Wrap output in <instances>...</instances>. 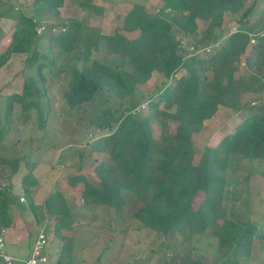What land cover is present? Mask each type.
<instances>
[{"label": "trees", "instance_id": "obj_1", "mask_svg": "<svg viewBox=\"0 0 264 264\" xmlns=\"http://www.w3.org/2000/svg\"><path fill=\"white\" fill-rule=\"evenodd\" d=\"M9 2H0V20L8 18L15 22L9 44L0 52V68L13 54H26L25 77L21 92H0V143L17 116L27 120L35 111L37 125L46 128L50 114L43 104L47 84L54 76H64V97L70 108L97 102L94 113L84 120L99 135L93 138L85 158L80 157L78 168L83 167L84 160H90L91 151L109 156V163L100 162L95 167L97 184L84 176L71 178L84 183V204L110 205L120 210L123 195L131 192L141 202L132 215L143 226L163 233L184 226L189 228L190 236L205 240L213 236V264H238V257L249 255L260 222L235 218L224 200L232 185V165L239 156L264 160V103L252 111L254 107L244 101L247 95L264 91V0L261 13L250 24L256 0L248 6L243 0H163L154 12L144 3L135 2L124 17L122 30L111 34L102 33L87 19L61 17L60 8L65 0H33L31 15L15 12ZM79 5L91 15L102 11L92 0H82ZM226 12L240 13L239 25L223 36ZM50 17L55 22L48 25ZM197 19L207 22L203 39L214 49L209 56L182 53V42L172 31L177 28L186 38L202 42ZM39 27L44 28L40 33ZM133 32L138 35H128ZM6 35L0 25V41ZM43 39L46 48L41 51ZM101 51L102 60L93 56ZM62 55L64 60L71 57L73 62H65L57 69L56 60ZM242 55L247 71L237 76V62ZM46 66L48 74L43 72ZM182 69L185 73L177 77ZM255 69L261 73L257 74ZM154 71L167 81L162 82L157 94L148 97L147 107L153 113L140 112L136 86L146 83ZM162 103L166 107L162 108ZM16 105L20 106L19 115H15ZM169 105H174L176 111H171ZM219 106L237 113L250 109L251 113L217 145L206 146L195 164L192 137ZM169 120L177 122L174 134L168 133ZM154 124L161 126L159 135L154 132ZM19 161H11L7 183L1 184L7 178L0 173V231L13 223L10 205H22L21 198L26 197V206L36 221L55 217L50 232L63 241V246L54 264H74V239L67 232H71L73 221L65 197L51 191L38 207L31 190L37 183L33 164L28 165L23 184L15 189L12 174ZM198 192L202 197L195 203ZM219 220L218 233L204 231L218 225ZM45 233L48 235V231ZM202 258L193 256L189 264H207Z\"/></svg>", "mask_w": 264, "mask_h": 264}, {"label": "rangeland", "instance_id": "obj_2", "mask_svg": "<svg viewBox=\"0 0 264 264\" xmlns=\"http://www.w3.org/2000/svg\"><path fill=\"white\" fill-rule=\"evenodd\" d=\"M2 1L6 3L8 0H0V2ZM9 1L15 12L22 11L26 14H32L33 0ZM80 1L82 0H65L64 5L60 8L61 17L87 19L92 25L99 27L104 34L122 30L124 17L132 9L135 2L144 3L147 9L152 12L163 4V0H92L93 3L102 7V11L100 14L91 15L88 10L80 7ZM243 1L248 6L253 0ZM256 2L249 24L259 16L263 7L262 0H256ZM240 13L226 12L224 14L223 36H227L228 33L236 30L239 25ZM0 22L7 34L0 41V52H2L9 44L15 22L8 18L1 19ZM54 22L50 17L46 23L50 25ZM197 23L198 37L202 40L207 22L203 19H197ZM43 30V27H39L38 32ZM58 31H60L59 27H57ZM172 31L174 36L182 42V53L185 55L192 56L194 53L197 55L198 52V55L205 57L212 54L214 49L206 45L205 39L195 43L194 38H186L183 32L177 28L173 27ZM128 35L136 37L138 32L128 33ZM254 41L252 40V42ZM221 42L222 40L219 41L220 44ZM45 46L46 41L43 39L40 42L41 51L46 48ZM250 48L247 53L250 52ZM103 55L101 51L95 52L93 56L102 60ZM25 58L26 54H13L0 68V92L2 94L21 92L25 77ZM70 60H64V56H60L56 60V68L59 69L58 66L64 65L65 62L72 63L73 60ZM237 65L239 69L235 74L241 76L247 71L245 55H242ZM255 71L257 74L261 73L259 69H255ZM43 72L48 74V66L44 68ZM184 73V69L180 70L177 77ZM210 73H208L209 76ZM54 78L48 82L47 95L43 100L44 108L50 109L46 128L43 130L37 125L35 111L26 117L27 120L17 116L15 123L11 124V131L6 133L4 142L0 143V155L3 156L0 157V173L7 178L2 180L1 184L8 182L11 161L19 159V167L12 174L15 189L23 184L22 180L28 172V165L33 164L32 172L36 176L37 183L31 190L35 204H38L39 207L51 191H58L63 194L68 207L71 209L73 221L71 232H67L74 239V264H189V259L193 256L198 257V255L202 256L207 264H213L216 258L214 248L216 241L213 236L207 235L206 240L190 236L189 228L184 226H179L173 232L168 233L153 231L143 226L132 215V212L141 205L134 193L129 192L123 195L120 210L110 205L96 207L84 204L85 185L81 180L71 178L84 176L97 184L98 177L95 167L100 162L109 163L108 154L91 151L90 160H84L83 167L78 168L80 157L85 158L87 151L91 148V142L99 135L96 136L97 133L93 132V129L87 126L84 120L94 113L97 102L70 108L64 97V91L67 88L64 76H54ZM163 81L166 82L167 79L161 73L154 71L146 83L137 84L135 96L138 98L140 112L153 113V110L147 107L148 97L159 92ZM244 101L250 102V106L254 107L252 111H256L264 103V91L261 94L247 95ZM161 107H166L165 103H162ZM170 109L176 111L174 105L170 106ZM19 113L20 106L16 105L15 115H19ZM250 113V109L237 113L231 108L219 106V110L214 116L205 120L202 130L194 133L192 137L193 149L195 150L193 162L198 164L206 146L217 145ZM168 125V133L174 134L177 122L169 120ZM153 126L155 134L159 135L162 132L161 126L159 124ZM83 149L86 152H82ZM25 154H27V158L23 159ZM235 163L232 165L229 174L232 185L226 193L224 205L235 218H248L251 221L260 222L252 238L250 254L238 257V264H264V175L261 173L264 172V160L252 161L239 156V160H236ZM251 172L252 174H250ZM201 197L202 193L198 192L195 196V203ZM21 200L24 203L19 206L12 203L9 212H11L13 223L14 221H17L18 224L22 222L23 227L21 230H17V226H15L12 232L8 230L6 236L22 230H26L27 236L20 250L17 247L13 249L9 247L11 249L9 251L17 256L27 257L30 252L27 243L34 241L40 230L44 229L45 232L48 231L46 250L51 256L46 264H54L56 257L61 254L63 246V241L55 239L53 233L50 232L52 225L56 222L55 217L49 216L38 222L30 208L26 206V197L21 198ZM219 224H221V220L218 221V225L209 226L204 231L210 232L212 235L218 233ZM166 261L167 263H165Z\"/></svg>", "mask_w": 264, "mask_h": 264}, {"label": "built area", "instance_id": "obj_3", "mask_svg": "<svg viewBox=\"0 0 264 264\" xmlns=\"http://www.w3.org/2000/svg\"><path fill=\"white\" fill-rule=\"evenodd\" d=\"M7 229L0 231V264H45L49 260V254L46 250L48 237L44 229H41L34 240L29 255L24 259H17L7 251Z\"/></svg>", "mask_w": 264, "mask_h": 264}, {"label": "crops", "instance_id": "obj_4", "mask_svg": "<svg viewBox=\"0 0 264 264\" xmlns=\"http://www.w3.org/2000/svg\"><path fill=\"white\" fill-rule=\"evenodd\" d=\"M0 25L2 26V23L1 22H0ZM15 226H17V230H21L22 227H23V223L20 222V224H18L17 221H14V223H12V225L7 228V232H8V230L12 232V230H14V227ZM26 236H27L26 235V230L19 231L18 233L13 232L11 235H8V237H7V239H8L7 240V244H8L7 245V251H8V253L10 255H12L13 257H15L17 259H24V258H26V256L25 257L17 256L16 254L11 253L9 251V250H11V249H9V247H12V249L15 248V247H17V248H19L18 250H20L22 248V245L24 244V242L26 240ZM33 242L34 241H31L30 243H27V246L30 247V251H31Z\"/></svg>", "mask_w": 264, "mask_h": 264}, {"label": "clouds", "instance_id": "obj_5", "mask_svg": "<svg viewBox=\"0 0 264 264\" xmlns=\"http://www.w3.org/2000/svg\"><path fill=\"white\" fill-rule=\"evenodd\" d=\"M6 229H7V228H6ZM50 258H51V256H50V254H49V260H50ZM49 260H48V261H49ZM48 261H47V262H48ZM45 264H46V263H45Z\"/></svg>", "mask_w": 264, "mask_h": 264}]
</instances>
